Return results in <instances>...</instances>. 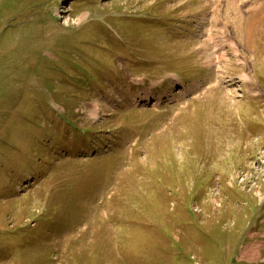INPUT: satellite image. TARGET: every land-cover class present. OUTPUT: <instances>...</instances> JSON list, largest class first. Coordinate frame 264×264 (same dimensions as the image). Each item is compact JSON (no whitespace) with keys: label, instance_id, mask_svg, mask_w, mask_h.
Instances as JSON below:
<instances>
[{"label":"rangeland","instance_id":"1","mask_svg":"<svg viewBox=\"0 0 264 264\" xmlns=\"http://www.w3.org/2000/svg\"><path fill=\"white\" fill-rule=\"evenodd\" d=\"M0 264H264V0H0Z\"/></svg>","mask_w":264,"mask_h":264},{"label":"bare ground","instance_id":"2","mask_svg":"<svg viewBox=\"0 0 264 264\" xmlns=\"http://www.w3.org/2000/svg\"><path fill=\"white\" fill-rule=\"evenodd\" d=\"M219 58H217V60L216 61H218L219 62V60H218ZM143 99H145V100H149V99H151V95H150V93L148 94V93H145V95H144V98ZM17 132V131H16Z\"/></svg>","mask_w":264,"mask_h":264}]
</instances>
